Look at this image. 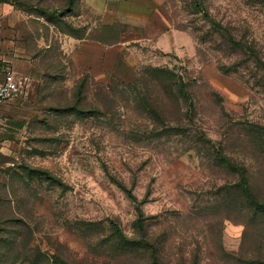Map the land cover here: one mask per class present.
Wrapping results in <instances>:
<instances>
[{
  "label": "rangeland",
  "instance_id": "1",
  "mask_svg": "<svg viewBox=\"0 0 264 264\" xmlns=\"http://www.w3.org/2000/svg\"><path fill=\"white\" fill-rule=\"evenodd\" d=\"M0 38V264H264V0H0Z\"/></svg>",
  "mask_w": 264,
  "mask_h": 264
},
{
  "label": "crops",
  "instance_id": "2",
  "mask_svg": "<svg viewBox=\"0 0 264 264\" xmlns=\"http://www.w3.org/2000/svg\"><path fill=\"white\" fill-rule=\"evenodd\" d=\"M10 51H13L14 55ZM18 53V49H14V43L11 40H2L0 38V74H3L7 69L12 67L13 72L18 78L23 77L21 75H24L23 73L27 70V66L22 64L23 62L17 58ZM12 101L0 105V113L2 109L10 107Z\"/></svg>",
  "mask_w": 264,
  "mask_h": 264
},
{
  "label": "built area",
  "instance_id": "3",
  "mask_svg": "<svg viewBox=\"0 0 264 264\" xmlns=\"http://www.w3.org/2000/svg\"><path fill=\"white\" fill-rule=\"evenodd\" d=\"M24 82L10 69L0 74V105L14 100L21 93Z\"/></svg>",
  "mask_w": 264,
  "mask_h": 264
},
{
  "label": "trees",
  "instance_id": "4",
  "mask_svg": "<svg viewBox=\"0 0 264 264\" xmlns=\"http://www.w3.org/2000/svg\"><path fill=\"white\" fill-rule=\"evenodd\" d=\"M72 35V34H71Z\"/></svg>",
  "mask_w": 264,
  "mask_h": 264
}]
</instances>
